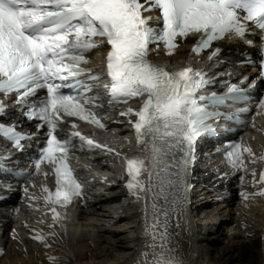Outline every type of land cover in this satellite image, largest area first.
I'll use <instances>...</instances> for the list:
<instances>
[{"label": "snow or ice", "instance_id": "obj_1", "mask_svg": "<svg viewBox=\"0 0 264 264\" xmlns=\"http://www.w3.org/2000/svg\"><path fill=\"white\" fill-rule=\"evenodd\" d=\"M152 12L158 15H146ZM249 25L264 33V0H0V94L15 97L22 118L11 124L3 122L7 109L0 102V137L20 151L24 140L42 138L35 167L39 169L43 162L52 165L56 182L54 193L44 189L48 192L45 202L67 206L82 196L83 187L68 164L73 138L89 149L106 148L76 131L75 121L69 136L61 138L68 118L105 129L103 117L94 109L105 101L111 105L141 98L138 110L127 108L120 113L135 117L128 123L144 153L142 158L126 161L125 184L137 201L144 200L150 217L144 235L149 238L145 248L151 250L152 258L147 259L149 251L141 255L145 264H184L169 243V211L159 202L171 206L183 201L197 142L215 134L210 120L226 115L210 108L223 105L226 99L243 100L246 92L242 81L240 86L232 84L227 96L204 95L212 82L202 70L186 66L169 71L153 64L148 55L155 45L157 50L163 46L171 56L180 39L193 37L192 52L209 50L211 61L220 53L219 48L210 49L214 42L227 35L243 38L250 34ZM260 40L258 66L264 79V35ZM104 46L108 51L103 72L94 75L81 67L88 63L87 53ZM105 78L108 83L103 86L102 100L93 94V88ZM41 91L45 95H39ZM258 105L264 108V99ZM248 111L240 109L227 118L239 120V114ZM23 120L34 123L36 135L18 131ZM244 153L252 155L250 148L241 151L238 142L227 145L225 158L237 172ZM251 175L252 185L260 187L257 192H242L245 201L264 197V170L258 179L255 170ZM52 213L57 220L60 213L55 207ZM34 238L46 240L42 234Z\"/></svg>", "mask_w": 264, "mask_h": 264}, {"label": "bare ground", "instance_id": "obj_2", "mask_svg": "<svg viewBox=\"0 0 264 264\" xmlns=\"http://www.w3.org/2000/svg\"><path fill=\"white\" fill-rule=\"evenodd\" d=\"M186 49L182 45L165 61L185 58ZM224 56L228 60L231 54L224 52ZM123 130L118 128L119 133ZM257 141L261 144L258 155L264 148V137L259 136ZM193 175L198 176L197 171ZM252 179L242 185L240 193L231 192L234 199L227 197L219 204L210 200L205 187L199 190L201 184L185 191L181 203L169 206L159 202L169 211V243L184 264H264V202L259 196L247 201L239 196L258 191L259 184L253 186ZM106 186H102L108 190L105 194H92L78 211L77 220L66 225L64 232L51 222L43 225L41 220H47L43 211L24 214L29 216L24 219L26 224H12L10 216L0 212V241L6 246L0 264H145L141 253L149 251L147 259L152 258L151 250L145 248L149 238L144 228L150 219L145 202L127 195L118 180ZM40 234L45 241L34 238Z\"/></svg>", "mask_w": 264, "mask_h": 264}, {"label": "rangeland", "instance_id": "obj_3", "mask_svg": "<svg viewBox=\"0 0 264 264\" xmlns=\"http://www.w3.org/2000/svg\"><path fill=\"white\" fill-rule=\"evenodd\" d=\"M261 146H256V149L260 148ZM252 164V163H251Z\"/></svg>", "mask_w": 264, "mask_h": 264}]
</instances>
